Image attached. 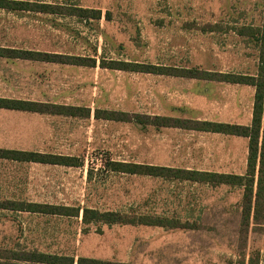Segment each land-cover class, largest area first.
I'll return each instance as SVG.
<instances>
[{
	"label": "rangeland",
	"instance_id": "374dc122",
	"mask_svg": "<svg viewBox=\"0 0 264 264\" xmlns=\"http://www.w3.org/2000/svg\"><path fill=\"white\" fill-rule=\"evenodd\" d=\"M26 1L98 10L101 18L0 8V48L96 65L0 58V97L80 107L90 115L0 110V149L75 157L80 164L0 158V202L89 208L168 225L85 222L83 210L76 216L0 209V250L132 264H238L253 256L264 264V216L243 223L240 186L112 169L117 162L230 171L232 161L212 132L158 125V117L212 121L217 80L101 66L120 61L254 75L263 52L264 0Z\"/></svg>",
	"mask_w": 264,
	"mask_h": 264
},
{
	"label": "trees",
	"instance_id": "16d2710c",
	"mask_svg": "<svg viewBox=\"0 0 264 264\" xmlns=\"http://www.w3.org/2000/svg\"><path fill=\"white\" fill-rule=\"evenodd\" d=\"M0 8L19 11H35L40 13H61L65 15H81L85 18H101V12L98 10H89L78 7H64L47 2L26 1V0H0ZM262 47L263 52L260 56V66L258 73L254 75L235 74V73H218L206 72L199 69H178L174 67L156 66L152 64H143L137 62H120L111 61L101 63L102 67L110 69H118L123 71H135L143 73L166 74L181 76L195 79L217 80L230 83H239L252 85L256 88L253 120L251 126H241L229 123H220L213 121L190 120L172 117H158L163 123L158 124L164 127H180L189 130L205 131L222 133L226 135H236L249 138V154L247 173L244 176L235 174H225L214 171H198L188 170L182 168L148 166L133 163H112L114 171H122L130 174L139 175H153L169 179L190 180L193 182H203L211 185L228 184L238 185L244 187L243 196V223L248 225L251 221L252 211L254 219L258 216H263L264 208V131L261 134L262 125L264 124V19L262 24ZM0 56L9 58H23L31 60H41L56 63H66L75 65H89L95 66L94 59L86 60L85 58L76 56H66L60 54H49L28 50H20L13 48H0ZM0 108L18 111H31L37 113H48L58 115L71 116H86L85 108L65 106L59 104L40 103L29 100L10 99L0 97ZM86 114H85V113ZM105 116L108 119H117L109 114ZM98 117H100L98 112ZM136 121L141 124H146L144 116L136 115ZM0 158L10 159L21 162H38L44 164H55L64 166H78L80 165L77 158L46 154L34 151L21 150H4L0 149ZM257 179V190L254 192V186ZM0 209H8L13 211H29L42 212L59 215H76L83 210V219L96 222H104L106 224L113 223H130V224H145V225H159L167 226V222L163 220H154L152 218L141 216L132 220L126 218L122 214L114 212H100L89 208H72L65 206H54L47 204H37L32 202L12 201L7 200L0 202ZM180 222H173L171 227H185ZM0 264H132L126 262L103 260L92 257H79L77 260L70 255L52 254L40 252L39 250H29L26 248H10L0 250ZM238 264H260L259 257H250L248 261L243 258Z\"/></svg>",
	"mask_w": 264,
	"mask_h": 264
},
{
	"label": "crops",
	"instance_id": "0c3cea01",
	"mask_svg": "<svg viewBox=\"0 0 264 264\" xmlns=\"http://www.w3.org/2000/svg\"><path fill=\"white\" fill-rule=\"evenodd\" d=\"M0 58H4L5 61L7 57L0 56ZM12 59H23V58H12ZM258 73V69L256 68L255 74ZM213 88L215 91L213 92L212 97V118L213 122L220 123H229L236 124L241 126H251L253 120V108H254V100L256 94V88L252 85L239 84V83H230L223 81H214ZM201 108V107H200ZM0 110H5L1 109ZM7 110V109H6ZM207 121V120H204ZM264 124L262 125L261 134L263 135ZM205 132V131H204ZM214 137L222 140L219 144L222 150L227 153V157L232 163L230 164V171H224L219 173L225 174H235L244 176L247 173L248 167V154H249V138L243 136L236 135H226L222 133H214L212 132ZM229 143L227 147L224 145ZM238 159V167L235 163ZM222 161V160H220ZM25 163V162H24ZM28 164H36L42 165L44 163L38 162H26ZM55 165V164H49ZM218 172V171H214ZM240 189L244 191V187L240 186ZM257 190V179L254 186V192ZM6 199H15V198H6ZM242 211L243 208L241 207ZM254 213L252 211L251 220L254 218ZM263 216H264V208H263ZM262 257H260V264Z\"/></svg>",
	"mask_w": 264,
	"mask_h": 264
}]
</instances>
